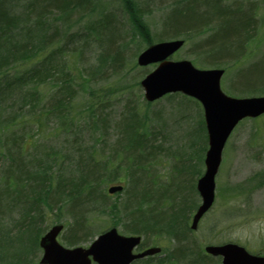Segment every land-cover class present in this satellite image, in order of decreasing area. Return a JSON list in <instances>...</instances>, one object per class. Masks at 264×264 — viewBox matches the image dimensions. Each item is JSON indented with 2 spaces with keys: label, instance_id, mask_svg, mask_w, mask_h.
<instances>
[{
  "label": "trees",
  "instance_id": "trees-1",
  "mask_svg": "<svg viewBox=\"0 0 264 264\" xmlns=\"http://www.w3.org/2000/svg\"><path fill=\"white\" fill-rule=\"evenodd\" d=\"M18 1L21 4V0H0V86L2 85L0 105L1 100L8 93H12L15 96L19 95L17 101L20 106L16 113L9 112L7 118H2L0 113V131L7 133V138H0V161H3L0 164V249L11 252L12 258H17L26 264L34 250L39 249V239L45 232L40 223L44 221L45 215L53 213L55 209L66 208L74 219L69 237L65 239L70 246L79 245L88 239L89 231L87 223L85 224V213L110 212L114 215L118 213L127 220L124 224L116 222L112 224L113 227L120 225L127 234L143 236L167 234L177 243L176 248L167 252L164 257H148L134 264H219L217 259L194 248L192 245L194 241L188 235L191 229L187 219L196 210L199 198L195 192L196 178H194V194L189 203L186 196H181L179 200L175 197L174 199H163V197L156 199L153 197L154 189L144 183L147 170L143 161L151 162L152 165L158 152L170 150L161 144L151 145V143L149 150L152 151L143 152L146 145H149V141L143 137L146 134L140 131L145 125L131 106L125 107L127 112L118 122L121 135L115 149L116 158L121 155L124 162L131 159L134 164V170H129L127 174L134 179V183L132 189L126 191V200L124 199L121 204L109 203L111 196L106 190L100 191L98 188L105 184L125 181L123 175L121 176L122 162L114 165L112 161H96L94 154L90 153L85 158L80 157L75 165L72 164L73 171L68 169L73 175L62 176V168L63 173L68 172L65 165L69 164L58 158L62 149L50 147L48 148L50 153L45 149L42 155H38L39 157H27V151L30 148L27 144L29 138H16L17 132L23 127L42 126L50 115H56L62 121V127H67L65 129L69 131L78 126L72 114L73 110L79 111L80 114L85 112L84 117H88V124L90 120L92 121L91 125L102 123L103 127H107L111 121L106 117L107 102L105 101L95 102L99 108L94 107V104L90 102L87 108L82 105L81 108L75 109L72 103L74 96L79 90L85 92L87 87L85 85L75 87L69 73H66L65 77L63 75V80L60 74L61 70L68 69L69 65L59 56L64 50H69L70 38L78 36L76 33L70 37L68 32L73 12L90 8L91 2L94 1L22 0L23 4L17 5ZM223 2L224 0H214L211 3V0H205L203 5L197 7L196 16H194L187 12L188 0L178 1L171 12L177 8L179 15L168 18L166 35L168 34L170 39L181 38L185 42H193L194 36H199L201 30L214 26L212 34L195 42L191 51L203 60L201 62L205 68L226 69L239 62L240 65L235 69L237 77L232 90L239 96L260 94L264 92V67L258 69L255 66L264 62V56L254 63L242 64V59L247 54V43L255 37L251 33L256 27L254 25L257 24L255 9L251 6L242 8L237 6V3L226 6ZM215 6L224 13L217 20L216 15L209 14L211 8ZM125 7L126 9L129 7L130 16L135 21H139L140 13L131 2ZM234 10L239 11L233 12ZM18 11L20 13H17ZM230 13L233 14L227 15ZM111 15L104 16L102 22L96 24L94 36L101 37L98 35L99 28L101 29L107 18H110L112 22L110 24L112 31L117 28L113 24L114 19ZM171 19L173 23L170 22ZM139 26L144 30L141 34L143 40H146L147 45L152 44L145 28L141 24ZM64 31L65 34H63ZM114 42L112 46L99 43L103 52L99 56L100 66L96 67L94 73L103 72L102 66L104 63H110L109 60H113L112 66L119 63L121 66L122 53L120 50L113 52ZM61 43L64 44L58 47ZM122 47L125 46L122 44ZM75 50L84 49L75 47ZM56 74L61 75L60 86L54 91L51 89V92L45 93L46 85L43 83L45 84L46 80H55ZM255 80L258 81V87L249 89L254 85ZM89 94L91 101L99 95L93 90H90ZM15 105L14 103L12 106ZM17 115H20V119ZM199 125L203 135L201 140L203 149L201 156H195L196 166L199 161H202L207 149L204 121L202 123L200 120ZM156 134L159 135V133ZM69 142L75 144L74 141L69 140ZM195 142H199L198 138H195ZM76 150L80 151L79 148ZM133 154H140V156ZM195 168L194 171L199 172ZM194 171L192 174L195 177L197 175ZM153 184L155 185V180ZM165 201H169L170 206L164 211H159L158 206H162ZM5 217H9L6 222Z\"/></svg>",
  "mask_w": 264,
  "mask_h": 264
},
{
  "label": "rangeland",
  "instance_id": "rangeland-1",
  "mask_svg": "<svg viewBox=\"0 0 264 264\" xmlns=\"http://www.w3.org/2000/svg\"><path fill=\"white\" fill-rule=\"evenodd\" d=\"M93 1L90 8L86 10L84 8L81 12H73L68 32L70 37L76 33L78 36L70 38L69 50H64L63 54L59 56L63 59V62L69 65V68L66 70L62 69L60 74L63 80L65 74L69 73L75 87L79 85L87 87L85 92L79 90L74 96L73 107L79 109L84 105L87 108L92 102L94 107L99 108L95 102L105 101L107 102L106 117L111 121L110 124L107 127H103L102 123L91 125V120L90 124H88L89 119L84 117L85 112L80 114L79 111L73 110L72 114L75 122H78V126L70 131L65 129L67 127H62V121L56 115H50L40 127H23L17 132L16 138H29L27 144H29L30 148L27 151V157H39L38 155H42L45 149L48 150L50 147L62 149L58 158L69 163L65 165L68 172V169L73 171L74 166L72 164L75 165L80 157L85 158L90 153L94 154L96 161H112L114 165L122 162L123 172L121 176L123 175L122 177L125 180L122 183L125 191L110 195L111 197L108 200L109 203L121 204L124 199L126 200V191L131 190L134 183V179L127 176L129 170H134V164L131 159L124 162L121 159V155L116 158L115 149L121 135L118 122L127 112L125 107L131 106L144 122V129L140 131L146 134L143 137L149 141V145H146L145 150L142 151L144 153L151 152L152 150H149L151 143V145L161 144L170 150L158 152L155 157L156 162L154 161L152 165L151 162L143 161L147 170V174L144 175L146 180L144 183L154 189L153 197L156 199H161V197L163 199H174L175 197L179 200L181 196H186L188 198L187 203H189L191 196L194 194V178H196L197 183V180L205 171L204 159L206 151L202 161H199L197 166V160L195 159L196 155L201 156L203 149V143L201 142L203 135L199 125L200 120L202 123L204 121L203 108L196 100L179 93L167 95L157 102L148 104L144 99V90L140 82L156 66L142 67L137 64L139 53L148 46L146 40L141 37L144 30L139 25L141 24L145 28L152 43L170 40L168 34L166 35L168 33V18L179 15L177 14L179 12L177 8L174 12H171V10L181 0ZM203 1L188 0L189 7L186 6L188 7L187 12L196 16L197 7L199 8L203 5ZM129 2L140 13L139 21H135L130 16L129 7L126 9L125 6ZM212 2L214 0H211ZM234 3H237V6L242 8L251 6L256 12L257 24L254 25L256 27L251 32L255 37L247 43V54L242 59V64L247 65V63H254L264 56V0H224L223 2L226 6H231ZM19 4L20 2L18 1L17 5ZM22 4L21 0L20 5ZM237 11L234 10L233 12ZM17 13H20V11ZM110 14H112L113 24L117 28L112 31L110 25L112 22H110V18H107L105 24L101 29L99 28L98 35L101 37L97 38V36H94L96 24L101 23L104 16ZM209 14L216 15V20L220 15H224L216 6L211 8ZM232 14L227 15L230 16ZM170 22L173 23L174 21L171 19ZM213 29H215L214 26L212 28L208 26L201 30L199 36H194L193 42H186L183 48L171 59L176 61L188 60L197 68H205L201 62L203 60L198 55H194L191 48L195 42L210 36ZM65 31L63 34H65ZM88 41L91 42L88 43ZM97 41L102 45L108 46L115 41L113 52L115 50L121 51V66L119 65L120 63L112 66L113 60H109L110 63H104V66H102L104 67L103 72L94 73L96 67L100 66L99 56L103 52ZM63 44H59L58 47ZM122 44L125 47H122ZM75 47H83L84 50L76 51ZM238 63H234L225 69L226 73L222 79V89L230 96L244 97L239 96L237 92L232 90L233 83H235L237 77L235 76V69L240 65ZM256 67L262 69L264 62L257 64ZM257 72L256 70V74ZM60 74H56L55 80H46L45 84L43 83V85H46L45 93L47 91L51 92V89L54 91L60 86ZM252 87L255 89L258 87L257 80L254 81V85L250 86L249 89H253ZM1 89L2 85L0 86V91ZM90 90L99 94L93 101H91L90 94L88 95ZM18 96L8 93L1 100L0 113H2V118H7L9 112L13 113L12 111H14L16 113L19 110ZM250 96H264V92L257 95H246L245 97ZM14 103L16 105L12 106ZM17 116L20 119V115ZM26 117L30 116L26 115ZM156 133H159V135ZM0 138H7V133L3 130L0 131ZM195 138H198L199 142H195ZM69 140L74 141L75 144L69 142ZM30 141H32L31 144ZM206 147L208 148V144ZM77 148L80 151H77ZM135 151L137 152V149ZM133 155L140 156V154ZM2 162L0 161V164ZM194 168L199 172H195ZM184 169L187 171L185 172ZM193 171L197 176H193ZM63 172L64 169L62 168V176L73 175L71 172ZM152 175L154 176L153 178L151 177ZM153 180H155L156 186L153 184ZM116 184L119 183L105 184L98 189L100 191L106 190L107 192L108 187ZM199 204L200 198H198ZM169 206V201H165L158 208H160L159 211H164ZM66 210V208L55 209L53 213L46 214L44 221L40 224L45 229L44 233L54 224H64V230L59 239L64 246H70L65 239L69 237L74 219ZM191 218L192 215H189L187 219L189 227ZM8 219L9 217H5V222ZM85 219L89 236L88 239L80 243L82 246H88L99 234L112 227L113 223L124 224L127 222L118 213L114 215L110 212L105 214L94 211L87 212L85 213ZM116 227L120 232L125 233L120 225H116ZM188 235L194 241L192 243L194 248L201 251H204L207 245L234 242L245 246L255 254H264V116L255 120H244L233 132L224 150L222 163L216 176V199L214 205L200 221L198 228L188 232ZM143 239L146 244L145 247L161 246L166 253L173 251L177 246V243L167 234L147 235L143 236ZM0 251V264H24L17 258H12L11 252L1 249ZM42 253L40 247L35 249L26 264H40Z\"/></svg>",
  "mask_w": 264,
  "mask_h": 264
},
{
  "label": "water",
  "instance_id": "water-1",
  "mask_svg": "<svg viewBox=\"0 0 264 264\" xmlns=\"http://www.w3.org/2000/svg\"><path fill=\"white\" fill-rule=\"evenodd\" d=\"M183 45L182 40L154 44L138 57V63L146 66L160 62L141 82L148 102L168 93L181 92L197 99L203 106L209 149L205 158V173L197 183L202 202L193 216L192 229H196L215 201V178L228 138L241 120L264 114V96L243 99L230 97L221 89L223 70H199L189 61H167ZM122 189V186H115L109 192L115 193ZM62 229V225H56L41 238L40 245L44 250L41 264H91L92 260L98 264H131L136 259L161 251L158 247H152L133 254L141 237L122 236L116 228L100 235L88 248L69 249L57 240ZM206 251L223 257L222 264H264V256L252 255L244 247L233 243L207 246Z\"/></svg>",
  "mask_w": 264,
  "mask_h": 264
}]
</instances>
